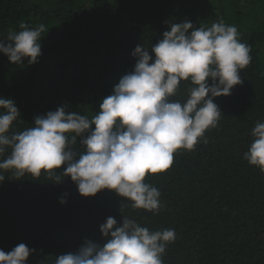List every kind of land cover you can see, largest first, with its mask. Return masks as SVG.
<instances>
[{"label": "trees", "instance_id": "1", "mask_svg": "<svg viewBox=\"0 0 264 264\" xmlns=\"http://www.w3.org/2000/svg\"><path fill=\"white\" fill-rule=\"evenodd\" d=\"M172 20H190L196 28L219 21L236 26L252 62L230 96L214 99L222 115L205 133L208 143L179 150L167 172L146 176L161 192L159 212L132 209L108 190L81 197L70 178L56 184L43 174L16 179L5 173L0 250L23 243L36 250L27 264H54L85 239L102 242L99 226L109 216L119 225L125 215L151 231L175 230L163 264H264V173L243 159L252 129L264 123V0H0V38L21 23L47 29L37 63L13 65L0 53V96L19 109L14 131L62 105L91 118L133 70L135 46L154 45ZM188 86L182 81L172 99L183 102ZM74 147L83 151L79 140Z\"/></svg>", "mask_w": 264, "mask_h": 264}, {"label": "clouds", "instance_id": "2", "mask_svg": "<svg viewBox=\"0 0 264 264\" xmlns=\"http://www.w3.org/2000/svg\"><path fill=\"white\" fill-rule=\"evenodd\" d=\"M19 29L0 38V53L13 65L35 64L46 26L21 23ZM250 52L234 25L219 21L196 28L190 20H172L154 45L135 46L133 70L91 118L62 105L14 131L21 114L12 98L0 96V156L9 152L0 159V183L5 173L16 179L43 174L56 184L70 178L81 197L108 190L131 202L132 209L157 214L161 192L145 182L146 176L167 172L179 150L208 143L205 133L217 127L222 115L214 99L230 96L243 83L240 72L252 62ZM182 81L189 85L183 102L172 99ZM251 135L243 159L264 173V123L257 122ZM78 140L80 152L74 147ZM123 217L119 225L107 217L99 226L102 242L85 239L75 252L55 257L54 264H163L175 230L151 231ZM35 251L23 243L7 253L0 250V264H27Z\"/></svg>", "mask_w": 264, "mask_h": 264}]
</instances>
